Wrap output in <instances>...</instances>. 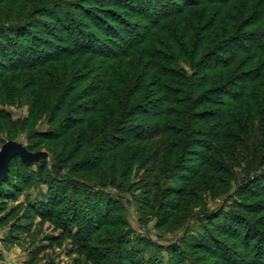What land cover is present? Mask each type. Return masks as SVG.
Listing matches in <instances>:
<instances>
[{"label": "trees", "instance_id": "obj_1", "mask_svg": "<svg viewBox=\"0 0 264 264\" xmlns=\"http://www.w3.org/2000/svg\"><path fill=\"white\" fill-rule=\"evenodd\" d=\"M82 1L0 0L1 101L14 102L20 87L33 113L38 109L50 113L53 128L39 132L40 136L76 141V147L64 146L57 160L44 158L37 170L26 173L24 169L30 166L16 155L19 170L11 168L0 182V194L18 197L34 184L46 186L43 198L30 204L44 218H51L62 207L65 193L73 195L72 202L84 196L90 204L88 223L74 211L70 220L66 217L70 224L64 227L62 218L61 226L65 237L74 241L75 250L97 264L101 259L91 254L94 247L90 242L98 233L117 243L112 253L123 264H182L180 248L167 250L168 261L159 249L151 251L154 248L146 241H138L131 249L124 230L120 233L126 228L125 221L111 224L113 213L120 215L119 204L126 197L123 183L111 180L94 185L63 172L93 171L109 154L132 149L134 163L143 162L145 151H154L160 165L150 172V185L159 202L165 198L169 218L162 225L168 226L187 209L189 187L197 179L213 174L212 179L219 181V176L230 175L223 151L241 146L257 155L264 153V0ZM116 7L131 9L132 17L122 16ZM100 11L107 18L97 15ZM88 18L110 37L102 38L90 29L85 22ZM137 18L149 21L152 27L143 30L135 22ZM172 19L177 22L170 24ZM120 25L125 36L116 28ZM56 27L67 35L65 40L54 31ZM115 38L123 45L117 46ZM54 63H63L67 69L75 65L72 75H67L70 80L81 70L90 74L77 79L76 86L58 83L51 90V113L42 106L39 69ZM79 87L89 102L65 116L64 107L77 96ZM9 117L0 109V131L8 126ZM90 148L80 157L83 149ZM185 158L197 163L183 167L180 173L187 186H162L171 178L165 174L172 171L177 175L175 170ZM252 162L236 190L251 202L244 205L236 200L228 211L216 213L211 224L218 232L207 231L205 240L188 247L209 254L216 245V254L226 258V264H264V154ZM109 187L118 193L110 192ZM243 209L260 216L251 219ZM180 217L183 221L189 214ZM114 225L119 231L105 229ZM230 240L241 241L248 252L235 250ZM193 262L196 264L195 259Z\"/></svg>", "mask_w": 264, "mask_h": 264}, {"label": "rangeland", "instance_id": "obj_2", "mask_svg": "<svg viewBox=\"0 0 264 264\" xmlns=\"http://www.w3.org/2000/svg\"><path fill=\"white\" fill-rule=\"evenodd\" d=\"M73 1L77 4H82L83 2L82 0ZM89 1L91 2V0ZM108 8L112 7L110 6ZM116 10L121 12L122 16L126 15L129 17L130 14V17H132L131 9L124 11L116 7ZM97 15L102 16V18H107V15L102 11L98 12ZM141 19H135V22L140 24V28L142 27L146 31L152 27L149 21L145 19L142 21ZM85 22L100 37H110L99 30L101 27L93 19L88 18ZM169 22L173 24L177 20L172 19ZM94 24L97 26L95 27ZM51 25L58 26V23H52ZM121 27L120 25L116 28L124 35L125 31ZM54 31L64 36V40L67 38V35L62 33L57 27ZM115 39V43L118 44L117 46L123 45L120 39ZM75 58L78 59V57ZM181 60H185V58ZM63 66V63L60 65L54 63L50 67L47 66L46 68L39 69L42 106L49 108L48 110L51 113L54 110L52 103H49L53 99L51 90L55 89L58 83L64 86L71 83L76 86L77 79H83V77L90 74L89 72L81 70L76 77L74 76L75 78L70 80L67 75H72L71 71L75 65H69L70 69H67V66ZM91 78L92 80L90 81L92 82L94 74L91 75ZM80 89L82 87L77 89V96H72V100L68 101L64 107L66 108L65 116H70L71 112L79 108L81 103L89 102L88 97H82ZM15 95L14 102L6 103L7 101H5L4 103L0 99V109H4L10 115L7 121L8 126L0 131V157L4 152L8 153L7 163L0 165V176H3V178L1 177L2 179L0 178V182L9 176L11 168L13 171L19 170L20 163L15 166L14 158L16 155H19L21 160L30 166L24 169L26 173L28 170H37L38 164L42 163L44 158L48 161L57 160L56 156L64 146H68V148L71 145L72 147H76L75 139L71 140L69 144L64 139L63 141H55L44 139L40 136L38 134L39 132L53 128L51 125V117L49 116L50 113L48 111L40 113V109L33 113L31 102L20 87H18ZM57 124L58 121L54 126ZM91 150L92 148L88 150L83 149L80 157L83 158L86 152L89 153ZM25 153H28L29 156L25 155L22 157V154ZM223 153L225 154V160H227L226 164L230 175L225 173L219 176V181L212 179L214 178L213 174L207 177L205 176L206 178L202 176L197 179L195 184L189 187V196L186 199L187 209H184L177 216L178 220L173 221L168 226L162 225L169 218L165 215L168 213L166 211L167 205L164 201L165 198L159 202L156 198L155 189L151 188L150 185L149 174L160 165L159 160L155 159L156 153L154 151L146 150L144 155L146 161L136 163H134L133 149L125 150L121 154L111 153L93 171L74 172L72 169L73 172L71 171L72 173H69L70 169H65L63 174L67 177L78 179L81 182L94 185H99V182L107 183L111 180H116L125 185L127 192L123 193V196H126L129 201H127L126 197L124 199L122 198L119 204L120 215H118L119 213H113L111 224L117 225L120 219L125 221L126 228L122 227L120 233L124 230L123 234L126 237L124 239L131 242V249H133V246L138 241H146L149 245L153 246L152 248L154 249H151V251L159 249L160 256L166 261L170 259L167 250L175 246V248L183 250L184 260L181 259L182 264H194L193 259H195L196 264H226V258L219 257L216 254L218 252L216 245L213 247V252L209 254L204 253L202 249L188 246L196 245V242L205 240L207 231L210 233L212 230L215 233L218 232L211 224V221L215 220L214 216L216 213L219 214L223 211H228L236 200L244 205L251 202V200L243 197L236 190L240 187V180L245 177L244 173L248 170V163L251 161L253 164L252 161L255 158L262 157L264 153L257 155L256 151L251 152L241 146H238L236 149L234 148L233 151L232 149L228 150V152L223 151ZM146 156L148 157L147 159ZM235 156L239 159L237 160ZM184 160L178 165L179 168L175 170L177 175H173L171 173L172 171L165 174L171 178H166L162 186H182L184 184L180 178V173L184 172L183 167L188 168L193 163V159L185 158ZM193 164L195 165L197 163ZM79 168L81 169V167ZM18 179L21 180L20 177ZM184 185L187 186V184ZM243 188L241 187L239 190H243ZM47 189L46 186L34 184L22 191L18 197H14V194L11 196L0 194V264H97L93 259H89L85 253H80L75 250L74 241L69 237H65V232L61 226L63 222L62 218H65L64 227L70 224V221L68 223L66 219L69 217L70 220L74 211H77L78 216L87 220L86 222L88 223L90 204H86L84 196L72 202L70 199L73 198V195L71 196L67 192L63 195L64 197L62 199L64 203L62 207L54 210L51 213V218H44L31 208L30 204H32L31 202L41 200ZM109 189L112 193H118L114 187H109ZM114 196L116 197V194ZM261 203L264 204L263 198L261 199ZM186 212H188L189 217L181 221L180 215ZM243 212L246 216L254 220L260 216L256 218L254 214L249 213L245 209H243ZM262 214L261 216H264V213ZM105 229L119 231V226H109ZM231 242H233L232 244H234L235 250L247 251L241 241L230 240V244ZM90 243L94 247V250H91V254L97 256V259H101L100 264H123L121 259L116 258V252L115 254L112 253L117 247V243L109 242V238L103 235V233H98Z\"/></svg>", "mask_w": 264, "mask_h": 264}, {"label": "water", "instance_id": "obj_3", "mask_svg": "<svg viewBox=\"0 0 264 264\" xmlns=\"http://www.w3.org/2000/svg\"><path fill=\"white\" fill-rule=\"evenodd\" d=\"M25 155H26V156H29L28 153H25V154H22V157L25 156ZM0 158H1V160H0V165L7 163L8 153H7V152H4ZM0 174H1V173H0ZM1 177L3 178L2 175L0 176V178H1ZM2 178H1V179H2Z\"/></svg>", "mask_w": 264, "mask_h": 264}]
</instances>
